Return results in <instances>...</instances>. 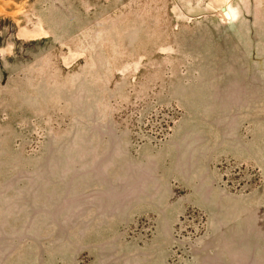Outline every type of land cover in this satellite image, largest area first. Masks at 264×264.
<instances>
[{"label": "rangeland", "instance_id": "374dc122", "mask_svg": "<svg viewBox=\"0 0 264 264\" xmlns=\"http://www.w3.org/2000/svg\"><path fill=\"white\" fill-rule=\"evenodd\" d=\"M0 264H264V0H0Z\"/></svg>", "mask_w": 264, "mask_h": 264}]
</instances>
